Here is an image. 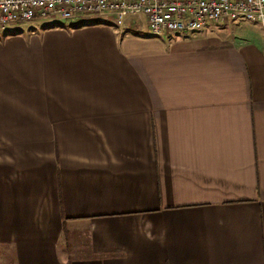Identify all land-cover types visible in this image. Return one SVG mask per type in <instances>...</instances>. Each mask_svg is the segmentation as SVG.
Returning <instances> with one entry per match:
<instances>
[{
	"label": "crops",
	"instance_id": "0c3cea01",
	"mask_svg": "<svg viewBox=\"0 0 264 264\" xmlns=\"http://www.w3.org/2000/svg\"><path fill=\"white\" fill-rule=\"evenodd\" d=\"M127 21L0 25V264H264V44Z\"/></svg>",
	"mask_w": 264,
	"mask_h": 264
},
{
	"label": "built area",
	"instance_id": "2783aa9c",
	"mask_svg": "<svg viewBox=\"0 0 264 264\" xmlns=\"http://www.w3.org/2000/svg\"><path fill=\"white\" fill-rule=\"evenodd\" d=\"M108 13L116 26L143 13L152 34L187 33L241 17L264 29V0H0V25L42 19H77Z\"/></svg>",
	"mask_w": 264,
	"mask_h": 264
},
{
	"label": "rangeland",
	"instance_id": "374dc122",
	"mask_svg": "<svg viewBox=\"0 0 264 264\" xmlns=\"http://www.w3.org/2000/svg\"><path fill=\"white\" fill-rule=\"evenodd\" d=\"M103 17H110V14L108 13H102L99 14ZM131 22L135 26L136 30H142L144 32H148L146 17L143 13H135V14H127L124 16L123 21ZM10 24V23H8ZM211 25V26H209ZM207 26L212 27L215 29L216 27H224L226 30H232L229 31L235 36H245L257 41H261L264 44V29L257 21L252 20H246L244 18L238 17L234 21H231L229 25L222 26L221 24H207ZM202 29V28H201ZM197 31V30H196ZM193 32V31H192ZM150 35H156L159 36L160 34H151V32H148ZM190 33V32H188Z\"/></svg>",
	"mask_w": 264,
	"mask_h": 264
}]
</instances>
